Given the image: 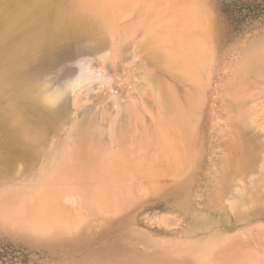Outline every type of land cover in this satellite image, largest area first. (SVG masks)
<instances>
[{"label": "rangeland", "instance_id": "1", "mask_svg": "<svg viewBox=\"0 0 264 264\" xmlns=\"http://www.w3.org/2000/svg\"><path fill=\"white\" fill-rule=\"evenodd\" d=\"M0 264H264V0H0Z\"/></svg>", "mask_w": 264, "mask_h": 264}, {"label": "bare ground", "instance_id": "2", "mask_svg": "<svg viewBox=\"0 0 264 264\" xmlns=\"http://www.w3.org/2000/svg\"><path fill=\"white\" fill-rule=\"evenodd\" d=\"M94 3H96V2H94ZM132 3V2H131ZM86 4H87V2H86ZM89 4V3H88ZM87 4V5H88ZM98 4V3H97ZM93 7V6H92ZM91 7V8H92ZM95 8H97V7H94V9ZM93 9V8H92ZM104 14L107 16V15H109L108 13H103V15H102V17H105L104 16ZM101 15V14H100ZM107 22H108V20H107ZM198 26H199V24H197ZM188 26V25H187ZM160 27V26H159ZM186 27V26H185ZM184 27V28H185ZM161 29H162V27H160ZM183 28V27H182ZM191 28V27H190ZM192 28H193V26H192ZM164 29V28H163ZM162 29V30H163ZM186 29V28H185ZM187 29H188V27H187ZM155 30V29H154ZM165 30V29H164ZM155 31H157L158 32V30L156 29ZM179 31V30H178ZM157 32H154L155 33V35H154V33L152 32V34H153V37H155L156 38V36L158 37V35H156V34H158ZM161 32V31H160ZM159 32V33H160ZM164 32V31H163ZM180 34H178V35H181V32H179ZM191 35V37H189L190 35ZM196 33V32H195ZM195 33H193L192 32V34H191V32H187L186 34H188V37H185V39H187L186 41H184V38L182 37L183 35H185V34H183V35H181V37L183 38V41H181V39L179 38V36L178 35H176V36H178L177 38L178 39H175L173 42H172V39L174 38V37H172V38H167L164 42H162L161 44H166V45H164L163 47H162V49H165L166 50V52H164V55L163 56H161V63L163 64V66L165 67V68H167L168 70H171V71H173V72H180V71H182V72H185V75H187V77L189 78V77H191V79L192 78H194V79H196L195 77H193L195 74H196V70H197V68H196V66H199L200 67V65L202 64V65H204V63L206 62L205 61V59H203L202 61H201V59H202V57H201V55H203V53H202V46H201V44H202V38H201V35H199V36H197L198 34H195ZM151 35V34H150ZM149 35V36H150ZM162 35V34H161ZM195 35L197 36L196 38H195ZM175 36V35H174ZM176 36H175V38H176ZM151 37V36H150ZM159 37H160V35H159ZM193 37H194V39H193ZM147 39H148V37H147ZM168 39H170V40H168ZM180 39V41H176V40H179ZM190 39V40H189ZM192 39H193V41H192ZM196 40V41H195ZM118 41V40H117ZM119 42V41H118ZM151 46H152V43L150 44ZM155 45H156V47H158V46H160V39H156L155 40ZM154 45V46H155ZM153 46V48H155ZM166 46V47H165ZM165 47V48H164ZM161 48V47H160ZM202 53V54H201ZM201 62V64H200V62ZM200 64V65H199ZM205 67V66H204ZM200 69V68H199ZM201 69H202V67H201ZM196 76V75H195ZM199 77V76H198ZM200 78V77H199ZM78 85V84H77ZM76 85V86H77ZM79 86V85H78ZM176 102V101H175ZM176 105H177V110H175V111H178V110H181V112H183V115L182 114H180V116L182 117H185L186 116V120L188 121V118L189 119H192V120H190L192 123H190L191 125L195 122L194 120H193V117H188V111H184L183 110V107H181V105H179L178 103H176ZM179 108H181V109H179ZM179 112V111H178ZM177 113V112H176ZM180 113V112H179ZM187 113V114H186ZM161 116V115H160ZM180 117V118H181ZM182 117V118H183ZM174 122H176V121H174ZM180 122V121H179ZM177 123H178V120H177ZM185 123V122H184ZM181 124V123H180ZM186 124V123H185ZM194 125V124H193ZM195 127V126H194ZM179 129V128H178ZM178 129H176V130H178ZM184 130V129H183ZM193 130V129H192ZM182 136V135H181ZM185 142V141H184ZM64 158H66V157H64ZM68 158V157H67ZM69 160V159H68ZM67 160V161H68ZM49 161V160H48ZM53 161H54V159H53ZM49 163H51L52 164V162H50L49 161ZM48 164V163H47ZM55 165V164H54ZM47 166H50V164L49 165H47ZM46 166V167H47ZM52 166V165H51ZM47 169V168H46ZM66 169H63V171H65ZM45 171V170H44ZM48 171V170H47ZM61 171V170H60ZM59 171V172H60ZM67 171V170H66ZM59 172H57V176L56 177H59V176H62V174L64 173V172H62V173H59ZM66 173V172H65ZM64 173V174H65ZM43 174H44V172H43ZM63 178V177H62ZM27 195V194H26Z\"/></svg>", "mask_w": 264, "mask_h": 264}, {"label": "water", "instance_id": "3", "mask_svg": "<svg viewBox=\"0 0 264 264\" xmlns=\"http://www.w3.org/2000/svg\"><path fill=\"white\" fill-rule=\"evenodd\" d=\"M66 83H67V87L73 88L75 86V81L70 80Z\"/></svg>", "mask_w": 264, "mask_h": 264}]
</instances>
